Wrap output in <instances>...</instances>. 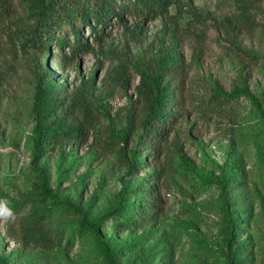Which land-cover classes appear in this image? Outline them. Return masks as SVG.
Masks as SVG:
<instances>
[{
    "label": "rangeland",
    "instance_id": "rangeland-1",
    "mask_svg": "<svg viewBox=\"0 0 264 264\" xmlns=\"http://www.w3.org/2000/svg\"><path fill=\"white\" fill-rule=\"evenodd\" d=\"M241 3L175 0L155 18L125 14L127 28L112 17L101 42L95 41L98 30L81 24L78 37L91 44L89 51L72 54L75 32L61 29L48 53L37 46L18 52L24 65L49 64L69 96L88 82L100 130L108 126L109 114L124 124L140 66L163 48H175L178 57L169 72L176 88L168 131L151 139L146 148L155 155L132 179L153 186L157 215L135 229L115 230L109 218L101 225V239L89 230L84 239L76 235L49 252L30 245L20 226L30 206L23 197L33 194L37 179L33 121L26 107L33 90L30 73L8 67L18 57L6 53L0 60V196L7 197L0 214V264H112L104 245L115 264H264V115L244 95L224 101L216 94L232 91L241 74L264 110V2L249 19L239 13ZM120 64L128 88L113 79ZM135 146L132 141L129 148ZM118 148L115 141L102 146L90 136L87 143L70 141L46 152L41 165L49 170L48 185L59 190L53 214L66 222L68 234H75L79 222L71 206L87 210L88 224L118 206L120 180L130 178ZM225 174L239 185L225 195L224 208L213 178ZM93 197L97 201L89 207ZM10 198L24 203L14 210Z\"/></svg>",
    "mask_w": 264,
    "mask_h": 264
},
{
    "label": "trees",
    "instance_id": "trees-1",
    "mask_svg": "<svg viewBox=\"0 0 264 264\" xmlns=\"http://www.w3.org/2000/svg\"><path fill=\"white\" fill-rule=\"evenodd\" d=\"M174 1L129 0L127 4L118 6L115 0H0V60L3 61L8 51L14 53L18 58H14V62L8 67L26 68L30 73L28 80L33 90L29 97L30 104L26 107L33 121L35 152L32 163L36 167L37 179L33 183V194L23 197L30 206L20 217L24 239L30 245L49 252L61 247L65 240L68 244L77 236L84 239L89 230L94 231L101 239V225L109 218L112 219V228L115 230L135 229L149 223L157 215L160 203L153 186L144 178L138 182L132 179L155 155L154 151H147L146 148L151 139H162L168 131L166 124L173 113L170 105L176 88L171 87L172 76L169 72L176 69L178 57L175 48H163L149 65L140 66L139 83L135 86V97L127 108L124 124L119 126L117 119L109 114L108 126L100 130L96 126L98 119L93 112L95 103L91 99L88 82H81L69 96L63 90L56 71L49 64L24 65L19 61L18 52L26 53L30 47L37 46L48 53L56 32L61 29L75 32L72 54L89 51L91 44L78 37L81 24L98 30L95 41L101 42L103 30L112 17H117L127 28L125 14H135L144 19L155 18L165 14ZM263 2L264 0H242L239 13L249 19L253 15L250 11ZM99 25L103 27L99 28ZM113 75L114 81H119L122 87L128 88L123 64L114 70ZM239 79L241 83L232 91L224 93L219 90L216 94L224 96V101L244 95L264 115L259 98L246 85L245 76L240 74ZM104 106L106 111L108 108ZM78 112H82V116ZM101 113L100 110L96 112L98 115ZM90 136L102 146L112 147L114 141L117 143V157L129 168L130 178L120 180L122 189L118 193V206L93 223H87L88 212L84 207L71 206L73 213L78 215L79 222L75 234H68L66 222L58 220L53 214L59 190L48 185L49 170L41 165V161L52 146L59 145L63 148L70 141L87 143ZM132 141H135L136 146L129 148ZM213 179L224 195V208L228 207L229 201L225 195L230 194L239 184L229 174ZM3 200H7V197L0 196V214L3 211ZM96 201L95 197L90 198L89 207ZM9 203L15 210L20 209L19 205L24 201L21 203L10 198ZM232 236H235L234 229ZM103 249L109 262L115 264V255L105 245Z\"/></svg>",
    "mask_w": 264,
    "mask_h": 264
}]
</instances>
